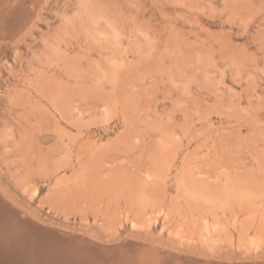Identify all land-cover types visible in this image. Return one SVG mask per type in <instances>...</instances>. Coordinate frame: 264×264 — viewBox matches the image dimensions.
<instances>
[{
  "label": "rangeland",
  "instance_id": "1",
  "mask_svg": "<svg viewBox=\"0 0 264 264\" xmlns=\"http://www.w3.org/2000/svg\"><path fill=\"white\" fill-rule=\"evenodd\" d=\"M14 3L0 0L1 196L101 244L144 242L114 261L264 264V0ZM5 221L0 252L31 258Z\"/></svg>",
  "mask_w": 264,
  "mask_h": 264
},
{
  "label": "water",
  "instance_id": "2",
  "mask_svg": "<svg viewBox=\"0 0 264 264\" xmlns=\"http://www.w3.org/2000/svg\"><path fill=\"white\" fill-rule=\"evenodd\" d=\"M25 25L26 24L23 23L20 27H17L16 32L14 34L15 37L25 29ZM4 204H5L4 205L5 208L2 209L3 210L2 214H0V221H5L8 219L9 222L7 223L5 221V224L12 227V229L15 231L17 229L20 232L21 231L24 232L27 237L34 240L33 243L34 246L32 253H30V256H28V257L32 256L31 258L25 257L21 251L16 249H8V250L6 249L5 251H1L0 254L2 256L0 257V264H26L24 262L25 259H26L25 261H28V264H63V263L68 264L66 262H63L59 257L51 258L52 256L54 257L55 254H57L54 252V250L51 249L55 248L56 246H59V250H62L63 248H66V246H75L73 243H79V244L87 243L93 247L97 245L98 246L102 245L103 250L105 251L104 254L106 256L108 255V253L106 252H110L109 251L110 249H115L120 247L126 250H131L142 245V243H139L138 241H134V240L132 241L130 239H127V242H125V240H122L120 243H118V245H113V246L101 244L96 241L94 243V241H91L90 239H87L82 235L77 234L75 231L63 229L62 227H60L61 225L57 223L50 224L47 221H41L40 223H37L36 221L28 218L27 215L22 213L20 209L11 205L6 200ZM30 222L33 223L35 226H33V224H31ZM10 223L11 225H9ZM36 227L37 229H35ZM45 235L47 237H45ZM48 235L52 236L53 238L49 237ZM65 239L69 241L67 242ZM70 241L73 243L71 244ZM167 254H170L169 259L171 260L178 259L183 263H188V261H192L189 260L190 258L187 256L176 255L173 253H167ZM110 258L111 255L110 256L108 255V259Z\"/></svg>",
  "mask_w": 264,
  "mask_h": 264
},
{
  "label": "bare ground",
  "instance_id": "3",
  "mask_svg": "<svg viewBox=\"0 0 264 264\" xmlns=\"http://www.w3.org/2000/svg\"><path fill=\"white\" fill-rule=\"evenodd\" d=\"M6 1V3L7 4H10L9 5V7H7L6 5H5V7H7V8H10V12H8V13H13V12H15L16 13V11L15 10H17L18 11V9H16V5L17 4H15L14 2L16 1V0H5ZM41 2V1H40ZM0 6H1V4H0ZM16 6V7H15ZM22 6V5H21ZM4 7V8H5ZM0 8H2V7H0ZM6 8V9H7ZM18 8V7H17ZM27 9V8H26ZM26 9H23V13L21 14V11H19L20 12V14L21 15H23L24 14V10H26ZM20 10V9H19ZM22 10V9H21ZM3 11V10H2ZM1 10H0V13L2 12ZM8 11H9V9H8ZM28 12V11H27ZM3 13V12H2ZM6 13V12H5ZM18 13V12H17ZM35 11H33V13H29V14H26V16H28V17H32V15L34 16V15H36V19L33 21L32 19H30L28 22L29 23H31L32 21V23L27 27V29H26V32H25V34H24V36H23V39L25 38V37H27V36H29L36 28H37V26L39 25V21L41 20V12L39 11V12H36L35 14ZM4 14V13H3ZM19 14V13H18ZM18 14H16L17 16H18ZM14 15V13L13 14H10V16H13ZM6 16H7V13H6ZM15 16V15H14ZM25 16V15H24ZM23 16V17H24ZM1 17V16H0ZM22 17V16H21ZM22 17V18H23ZM7 18V17H6ZM2 19V18H1ZM5 19V18H4ZM9 19V17L6 19V20H8ZM11 21V20H10ZM9 21V22H10ZM13 21V20H12ZM15 22V21H14ZM13 22V23H14ZM12 23V24H13ZM15 24V23H14ZM12 27V26H11ZM10 27V28H11ZM26 27V26H25ZM6 28V27H5ZM2 29H3V27H2ZM1 29V30H2ZM12 29V28H11ZM0 30V31H1ZM5 30V29H4ZM6 30H9V29H6ZM3 34V33H2ZM13 34V33H12ZM11 34V35H12ZM1 36V35H0ZM5 36H6V33H5ZM13 37V36H12ZM11 37V38H12ZM260 172V171H259ZM1 187V186H0ZM3 187V186H2ZM0 191H1V188H0ZM2 191H3V189H2ZM1 194H2V192H1ZM0 194V195H1ZM3 195V194H2ZM6 195V194H5ZM2 197V196H1ZM0 197V214H2V209H4L5 207H4V202H5V200L3 199V197L1 198ZM19 204V203H18ZM17 204V205H18ZM19 206H22L21 204L19 205ZM24 208H19L20 210H21V212L22 213H24V214H26L27 215V217L28 218H30V219H32V220H34V221H36L37 223H40L41 221H40V219H37L36 218V214H34V215H32V211H30L28 208H26L25 206H23ZM36 215V216H35ZM43 220V219H42ZM31 223V222H30ZM134 223V222H133ZM31 224H33V223H31ZM33 226H35L34 224H33ZM86 228V227H85ZM33 229V228H32ZM35 229H37V227L35 228ZM208 230V229H207ZM30 231V230H29ZM94 231V230H93ZM11 232V231H10ZM209 232V231H208ZM80 235H82L83 237H85V238H87V239H90L91 237H94V236H96V234H95V232L94 233H92L91 232V230H89V229H85L84 231H82V233H80ZM24 236V235H23ZM26 236V235H25ZM49 236V235H48ZM125 236V235H124ZM130 236V235H129ZM17 237V236H16ZM45 237H47L46 235H45ZM49 237H51V238H53L52 236H49ZM126 237H128V236H126ZM21 238V237H20ZM24 238V237H23ZM26 238V237H25ZM29 238V237H28ZM95 238V237H94ZM97 238V237H96ZM100 238V237H99ZM123 239L122 240H125V242H127V239H124V237H122ZM132 238V237H131ZM130 238V239H131ZM137 238V237H136ZM141 238V237H140ZM19 239V238H18ZM98 239V238H97ZM139 239V238H138ZM67 242L69 241V240H67V239H65ZM91 241H94L93 239H90ZM132 240V239H131ZM23 241V240H22ZM133 241V240H132ZM155 241V240H154ZM121 242V241H120ZM147 242V241H146ZM70 243L72 244L73 242H71L70 241ZM94 243H95V241H94ZM98 243H100L99 241H98ZM140 243V242H139ZM148 243V242H147ZM151 243H155V242H151ZM75 246H66V248H63L62 250H59V246H56L55 248H52L51 250H54V252L55 253H57V254H55L54 255V257L52 256L51 258H57V257H59V258H61V260L63 261V262H66V263H68V264H73V263H75V264H127L126 262H128V264L130 263L129 261H126L127 259H121L120 257V259L118 260H116L115 259V261H114V259H112V258H110V259H108V255L106 256L104 253H105V251L103 250V246L102 245H100V246H95V247H93V246H91V245H89V244H87V243H85V244H79V243H73ZM103 244V243H102ZM142 244H144V242H142ZM148 244H150V243H148ZM148 244H147V246H148ZM109 245V244H108ZM110 245H112V243L110 244ZM145 245V244H144ZM153 245V244H152ZM156 245V244H155ZM154 245V246H155ZM62 246V245H61ZM92 248H91V247ZM140 247H143V245L142 246H140ZM157 247V246H156ZM155 247V248H156ZM159 247V246H158ZM120 248V247H119ZM119 248H116V250L118 249L119 251L121 250V248L119 249ZM151 248V246L149 247V251L147 252V255H149V254H153L152 253V251H151V253H150V249ZM154 248V247H153ZM172 248V247H171ZM161 249V248H160ZM164 249V248H163ZM118 250H117V252H118ZM155 251L154 252H156V249H154ZM159 250V249H158ZM160 251V250H159ZM163 251V250H162ZM181 251H182V249H181ZM111 252H112V250H111ZM111 252H106V253H110V254H113V253H111ZM113 252H114V250H113ZM116 252V253H117ZM61 253V254H60ZM149 253V254H148ZM171 253V252H170ZM59 254H60V256H59ZM109 254V255H110ZM159 254V253H158ZM161 254V253H160ZM114 255V254H113ZM116 255V254H115ZM155 257H157L156 255H157V253H156V255H155V253L153 254ZM112 256V255H111ZM118 256H120V255H118ZM124 256H126V255H124ZM150 256V255H149ZM207 256V255H206ZM211 256V255H210ZM114 257V256H113ZM117 257V256H116ZM121 257L123 258V256L121 255ZM159 257H160V255H159ZM204 257V256H203ZM208 257V256H207ZM125 258V257H124ZM158 258V257H157ZM191 258H193V257H191ZM195 258H196V256H195ZM195 258H193V259H189V260H192L191 262V264H195L196 262H193V261H198V259H195ZM212 258V257H211ZM134 259V258H133ZM152 259H154V258H152ZM152 259H149V260H151L152 261ZM200 259V258H199ZM26 260V259H25ZM24 260V262L26 263V264H28V261H25ZM132 260V259H131ZM136 260V259H135ZM155 260H157V259H155ZM61 261V262H62ZM148 261V260H147ZM154 261V260H153ZM166 259H163V258H161V260H159V263L158 264H167V262L168 261H166ZM178 261V260H177ZM201 261V260H200ZM199 261V263H201ZM215 261V260H214ZM136 262V261H135ZM150 262V261H149ZM149 262L147 263L146 261H142V260H140L139 261V264H149ZM180 262V261H179ZM155 263V262H154ZM170 263V262H169ZM176 263V262H175ZM229 263V262H228ZM251 263V262H250ZM64 264V263H63ZM133 264V263H132ZM150 264H152V263H150ZM156 264V263H155ZM178 264H180V263H178ZM181 264H183V263H181ZM197 264V263H196ZM256 264V263H255ZM259 264H261L260 262H259Z\"/></svg>",
  "mask_w": 264,
  "mask_h": 264
}]
</instances>
